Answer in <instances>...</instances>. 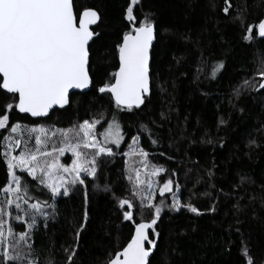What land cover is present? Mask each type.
Masks as SVG:
<instances>
[{"label": "trees", "instance_id": "trees-1", "mask_svg": "<svg viewBox=\"0 0 264 264\" xmlns=\"http://www.w3.org/2000/svg\"><path fill=\"white\" fill-rule=\"evenodd\" d=\"M78 2L98 8L102 17L95 29L99 37L92 45L90 69L98 86L114 70V45L127 28L124 9L129 0ZM230 3L225 14L224 0H141L135 14H152L157 37L151 52V95L139 109L116 110L107 95L92 89L75 93L73 100L80 103L73 108L57 109L44 119H32L17 109L10 112L9 127L18 121L55 124L56 128L91 117L100 119L103 113L104 121L97 126L101 131L115 111L124 134L123 143L112 147L115 155L103 158L97 177H88L68 197H57L55 220H49L47 228L41 223L35 246L52 264L66 261L62 249L75 242L85 211L87 221L74 264H105L109 254L120 248L117 235L121 244L126 243L129 222L122 221L117 199L131 195L124 153L136 135L140 136L139 147L149 153L150 164L165 169L159 182L177 181L181 202L194 204L201 213L164 208L157 228L159 246L151 264H159L162 258L170 264H244V246L264 259V88L260 87L264 77L257 75L264 60V38L255 31L253 40L242 38L245 24L255 25L264 15V0ZM220 60L224 67L213 78L211 66ZM245 80H249L247 87L242 85ZM238 86L240 95L236 96L233 90ZM141 124L151 129V139L157 144L151 143L148 133L138 131ZM7 134L0 129V140ZM250 140L255 144H249ZM3 151L0 145V153ZM22 175L32 183L26 173ZM241 177L247 179L241 181ZM6 180V163L0 155V187ZM2 195L0 192V199ZM161 199L171 203L170 195L157 194L155 202ZM145 218H150L147 208Z\"/></svg>", "mask_w": 264, "mask_h": 264}, {"label": "snow or ice", "instance_id": "snow-or-ice-1", "mask_svg": "<svg viewBox=\"0 0 264 264\" xmlns=\"http://www.w3.org/2000/svg\"><path fill=\"white\" fill-rule=\"evenodd\" d=\"M139 5L141 0L127 3L124 19L128 25L114 45L115 63L111 65L114 70L97 86L90 69L92 45L99 37L95 29L102 22L98 8L82 6L78 0H0V93L4 97L0 100V129L8 133L0 140V145L4 146L0 155L4 157L7 173V180L0 187V192L4 193V199L0 200V264H52V259L42 256L35 246L34 236L41 223L47 228V222L55 220L58 214L56 198L68 197L78 185H85L88 177L95 179L103 158L115 155L110 145L119 147L124 140L115 111L99 132L96 128L104 121L103 113L100 119L74 121L67 128H56L55 124L30 128L18 121L9 127L10 112L18 109L31 117L47 118L52 111L79 104V100H73L76 90L84 94L92 89L107 95L116 110L141 108L151 95V49L156 28L151 13L135 14V7ZM231 7L230 0H224L222 11L225 14ZM241 23L245 24L243 18ZM245 27L244 40H253L254 31L264 38V15L255 25L247 23ZM223 67L222 60L216 61L211 66V76L214 78ZM257 75L264 77V60ZM242 85L249 86V80ZM260 87L264 88V80ZM233 91L239 96L240 86ZM138 131L148 133L153 145L158 143L151 139L153 133L147 125L141 124ZM33 134L34 144L30 145ZM131 139L133 147L124 155H138L146 171L130 167L126 161L125 176L131 195L118 198L117 206L122 221L129 222V232L126 243L121 244L117 235L120 248L109 254L105 264H151L159 246L161 233L157 228L164 208L171 211L184 208L201 214L194 204L181 202L182 190L176 191L181 185L174 179L154 184L152 177L165 169L150 165L149 153L139 147V135ZM249 144H255V140H250ZM14 149H20L18 155H13ZM66 153L71 154L69 163L61 160V157L67 158ZM16 169L31 177L32 183L18 175ZM171 176L175 177L176 172ZM246 179L241 177V181ZM156 187L160 197L171 196V203L165 204L164 199L155 202ZM44 195L48 198L41 199ZM146 208L150 211L148 219L145 218ZM86 221L85 211L73 237L75 242L62 249L67 254L64 264H74ZM119 230L118 227V233ZM241 259L244 264H264V259L250 254L247 246L242 247ZM159 264L170 262L162 258Z\"/></svg>", "mask_w": 264, "mask_h": 264}, {"label": "rangeland", "instance_id": "rangeland-1", "mask_svg": "<svg viewBox=\"0 0 264 264\" xmlns=\"http://www.w3.org/2000/svg\"><path fill=\"white\" fill-rule=\"evenodd\" d=\"M22 125H27L30 128L31 127H35L36 125L50 126L48 123H42V122L37 123V124H22ZM96 131L99 132L97 130V128H96ZM34 136H35V134H33V138L30 140V145L34 144ZM13 138L14 139L16 138L15 134H13ZM25 138H27V137L25 136ZM123 141L124 140L121 141V144L123 143ZM110 146L111 147H115V145H110ZM132 147H133V142L131 141V143H129V145L127 146V149H126L125 153L129 152L130 151V148H132ZM19 151H20V149H14L13 155H18L19 154ZM65 156L67 158L61 157L62 162L69 163L70 162V159H71V154L70 153H66ZM125 158H126V161L128 163V166H130V167H140L142 170L146 171V169H143V164L140 162V157L138 155L132 154V155L125 156ZM16 173L18 175H22V172H21L20 169H16ZM160 174L161 173H158L156 176H153L152 177V180L154 181V184H156V185L161 184L159 182V178H158ZM81 175L83 176L84 174L82 173ZM12 186L15 187V185H12ZM155 194L156 195L159 194L158 187L155 188ZM3 199H4V193H3V195H2V197H1L0 200H3ZM9 207H13V206H9Z\"/></svg>", "mask_w": 264, "mask_h": 264}, {"label": "water", "instance_id": "water-1", "mask_svg": "<svg viewBox=\"0 0 264 264\" xmlns=\"http://www.w3.org/2000/svg\"><path fill=\"white\" fill-rule=\"evenodd\" d=\"M156 28V27H155ZM156 35H157V33H156ZM157 37V36H156ZM155 42H156V39L154 40V42H153V46H154V44H155ZM153 49V48H152ZM152 49H151V52H152ZM86 92H88V91H86ZM86 92H84V93H86ZM75 93H81V90H76V92ZM143 106V105H142ZM17 111H18V109H17ZM19 112V111H18ZM53 112V111H52ZM51 112V113H52ZM20 113V112H19ZM50 113V114H51ZM20 114H22V115H28L30 118H32V119H35V120H38V119H44V118H37V117H31V115L30 114H28V113H20Z\"/></svg>", "mask_w": 264, "mask_h": 264}, {"label": "bare ground", "instance_id": "bare-ground-1", "mask_svg": "<svg viewBox=\"0 0 264 264\" xmlns=\"http://www.w3.org/2000/svg\"><path fill=\"white\" fill-rule=\"evenodd\" d=\"M263 39V38H262Z\"/></svg>", "mask_w": 264, "mask_h": 264}]
</instances>
